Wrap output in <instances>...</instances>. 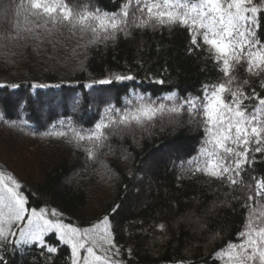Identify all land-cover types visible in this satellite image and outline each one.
<instances>
[{
	"label": "trees",
	"instance_id": "16d2710c",
	"mask_svg": "<svg viewBox=\"0 0 264 264\" xmlns=\"http://www.w3.org/2000/svg\"><path fill=\"white\" fill-rule=\"evenodd\" d=\"M69 3L118 13L126 0ZM253 4L261 9L256 38L264 42V0ZM2 12L0 172L21 183L30 206L56 209L64 223L86 227L107 215L121 264H223L217 253L229 241L238 242L243 205L254 194L247 186L254 190L251 177L264 176V153H250L254 162L245 165L236 185L193 172L190 161L205 131L200 116L187 108L165 111L143 126L105 129L108 139L95 159L86 152L92 144L74 138L77 130L86 134L97 122L118 119L115 110L134 109L140 97L178 107L184 98L201 97L202 85L225 82L200 39L197 48L181 24L130 23L108 39L62 28L40 41L26 38L34 26L28 0H0ZM246 68H234L232 90L264 97V73ZM118 75L133 79L116 80ZM169 95L175 99L166 100ZM244 103L250 109L256 101ZM61 131L66 135H54ZM57 235L46 236L57 253L0 241V258L4 264H71V248Z\"/></svg>",
	"mask_w": 264,
	"mask_h": 264
},
{
	"label": "snow or ice",
	"instance_id": "6c2138e0",
	"mask_svg": "<svg viewBox=\"0 0 264 264\" xmlns=\"http://www.w3.org/2000/svg\"><path fill=\"white\" fill-rule=\"evenodd\" d=\"M89 8L87 4L77 8L69 0H28V13L34 18V26L27 29L26 38L42 41L67 28L72 35L78 32L81 36L90 34L96 39H108L130 23L137 27L181 24L188 29L193 45L200 47L199 38L207 47L225 82L202 85L201 97L184 98L178 107L157 105L140 97L141 102L134 109L123 114L116 109L118 119L112 116L107 121L97 122L86 134H82L85 130L75 131L78 143L92 144L86 149L88 158L95 159L107 141L105 129L113 125L128 127L133 123L143 126L165 111L187 108L190 115L200 116L205 131L198 155L190 161L195 165L193 172L226 180L229 185L239 183L245 165L254 162L249 159L250 153H264V97L254 90L247 96L239 88H231L235 80L232 72L237 65L246 63L250 74L264 73V42L256 38L257 13L261 9L253 0H126L118 13ZM115 79L133 77L118 75ZM226 93L230 94V101H226ZM165 99L175 97L169 95ZM245 100L256 103L249 109ZM54 135L63 137L66 133L61 131ZM101 166L107 167L103 163ZM251 180L254 190L252 184L247 187L254 194H249L243 205L247 211L244 228L236 237L238 242L229 241L217 253L223 264H264V210H259L264 209L261 203L264 176H252ZM158 227L163 229L164 225ZM48 233L58 234V241L70 246L71 264H121L117 259L120 249L114 243L107 215L86 227L64 223L56 209L30 206L21 183L0 172V241L33 244L50 254L57 253V247L46 243ZM0 264H4L2 258Z\"/></svg>",
	"mask_w": 264,
	"mask_h": 264
},
{
	"label": "rangeland",
	"instance_id": "374dc122",
	"mask_svg": "<svg viewBox=\"0 0 264 264\" xmlns=\"http://www.w3.org/2000/svg\"><path fill=\"white\" fill-rule=\"evenodd\" d=\"M1 16H3V12L0 13V17H1ZM189 217H190V216H189ZM189 220H190V221H193L194 223H197L196 226H198V223H199V222H197V220H195V219H193V218H189Z\"/></svg>",
	"mask_w": 264,
	"mask_h": 264
}]
</instances>
